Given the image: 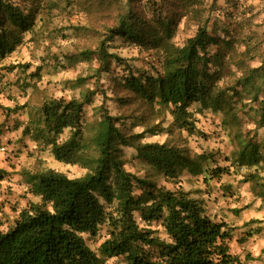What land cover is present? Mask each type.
<instances>
[{
    "label": "trees",
    "instance_id": "16d2710c",
    "mask_svg": "<svg viewBox=\"0 0 264 264\" xmlns=\"http://www.w3.org/2000/svg\"><path fill=\"white\" fill-rule=\"evenodd\" d=\"M183 1L196 5L199 0ZM32 17L12 0H0V59L14 51L20 32L31 26ZM174 24L173 19L163 20L160 30H153L130 13L110 31V40L120 36L160 54L159 64L151 65L150 71L135 74L129 69L123 86L133 95L130 99L146 103L150 114L156 106L158 111H168L171 128L189 136L201 134L190 111L195 104L222 113L225 129L233 121L240 124L235 107H245L244 111L255 114L256 129H264V49L251 34L235 29L225 37L217 35V29L210 33L206 22L178 47L173 43ZM82 56L96 58L98 72L108 70L113 59L122 61L109 53L106 42ZM231 79H235L233 84L223 85ZM246 91L248 98L243 96ZM95 95L89 91L79 98L47 100L40 109L41 120L24 127L23 135L49 148L56 162L80 165L87 173L79 178L55 170L26 173L30 191L39 201L30 202L11 226L0 230V264H102L112 258L123 264H255L258 259L251 253L232 251L234 228L212 219L204 202L185 191L180 181L184 170L202 176L208 184L221 182L234 171L259 170L264 152L254 136L240 137L239 149L225 158L231 164L221 166L216 163L219 151L192 156L190 150L167 142L140 144L139 136L125 135L124 125H120L123 119L111 115L104 104L90 144H84L85 105ZM157 126L147 130L155 135ZM68 129L71 136L61 140ZM125 146L136 149L150 176L126 170ZM152 174L177 186H159L151 180ZM104 227L107 237L98 254L85 236L96 238ZM154 227H160L162 234Z\"/></svg>",
    "mask_w": 264,
    "mask_h": 264
},
{
    "label": "rangeland",
    "instance_id": "374dc122",
    "mask_svg": "<svg viewBox=\"0 0 264 264\" xmlns=\"http://www.w3.org/2000/svg\"><path fill=\"white\" fill-rule=\"evenodd\" d=\"M12 2L26 13L31 12L33 17L31 26L20 32L14 51L0 59V230L11 226L19 211L30 202L39 201L30 191L26 173L55 170L70 178L87 173L80 165L56 162L49 148L40 146L31 136L23 135L26 125L41 120L43 103L53 98L69 100L79 98L83 92H96L91 103L85 105L84 144H90L100 118L99 108L105 104L111 115L123 119L120 125H124L125 135L139 136L140 144L167 142L173 147L190 150L192 156L219 151L216 163L221 166L231 164L225 158L239 149L238 141L243 136H254L264 152V129H256L255 114L244 111L245 107H235L234 114L237 116L238 113L240 124L233 121L232 129H225L222 113L215 114L202 110L198 104L193 105L190 111L195 115L199 136L204 134L203 138L171 128L172 117L166 110L158 111L156 106L154 114H150L146 103L130 99L133 95L123 84L131 69L140 74L150 71L151 65L159 64L160 54L120 36L108 39L110 31L132 13L153 30H160L159 22L173 19L176 23L173 25V43L178 47H182L206 22L210 33L217 29V35L225 37L235 29L251 34L264 49V0H199L196 5L183 0ZM145 30L149 36L148 27ZM102 42L108 45L109 53L122 61L113 59L108 70L98 72L96 58H85L82 53L97 50ZM239 50L245 49L240 47ZM253 64L257 66V62ZM234 80H226L223 85L233 84ZM248 95L246 91L243 96ZM156 124L154 135L147 128H155ZM71 134V130H66L61 140L65 141ZM122 150L127 171L140 177L150 176L149 167L138 157L135 148L125 146ZM253 176L258 180H252ZM151 180L169 189L177 186L157 174H152ZM180 181L185 191L204 202L212 219L225 221L234 228L231 241L234 253H251L258 259L255 264H264V165L257 171H234L221 182L212 180L209 184L202 176L194 177L184 170ZM154 228L162 234L160 227ZM106 230L102 228L96 238L85 236L87 244L98 254L107 237ZM102 264L123 263L112 258Z\"/></svg>",
    "mask_w": 264,
    "mask_h": 264
}]
</instances>
